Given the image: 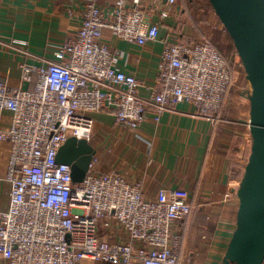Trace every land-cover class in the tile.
I'll return each mask as SVG.
<instances>
[{
    "label": "built area",
    "instance_id": "built-area-1",
    "mask_svg": "<svg viewBox=\"0 0 264 264\" xmlns=\"http://www.w3.org/2000/svg\"><path fill=\"white\" fill-rule=\"evenodd\" d=\"M178 1L84 0L77 32L50 44L53 58L23 61L17 82L0 78V110L11 114L0 126L2 180L10 185L9 206L0 209L7 264H182V235L173 225L192 213L189 189L161 187L150 197L142 181L101 171L98 152L84 180L74 183L71 165L57 160L71 136L92 143L93 113H111L132 131L149 108L158 121L182 102L219 117L234 85L231 63L207 38L186 41L178 25L176 35L161 36L162 25L178 16ZM106 30L139 47L162 43L149 97L140 90L150 87L121 67L123 51ZM18 44L22 51L25 42Z\"/></svg>",
    "mask_w": 264,
    "mask_h": 264
},
{
    "label": "crops",
    "instance_id": "crops-1",
    "mask_svg": "<svg viewBox=\"0 0 264 264\" xmlns=\"http://www.w3.org/2000/svg\"><path fill=\"white\" fill-rule=\"evenodd\" d=\"M83 1L0 0V78L17 82L23 61L43 62L53 58L54 46L50 44L77 32ZM177 25L175 19L169 18L162 25L161 36L176 35ZM105 35L117 50L123 51L121 67L135 73L150 87L140 90L141 95L149 97L162 43L155 41L139 47L120 41L109 30ZM186 36L184 39L189 41ZM20 41L25 42L22 51ZM232 92L231 88L233 97L219 117L199 113L192 103L182 102L163 113L158 121L153 118V108H149L136 131L120 126L111 113L92 114L91 142L101 158V171L117 169L131 181H142L150 197H155L161 187H183L191 192L192 213L173 225L174 231L182 235V264H220L236 229L238 190L252 136L248 128L250 106H235L241 96ZM10 122V112L0 110V126ZM4 152L0 148V209H7L10 203V185L2 180ZM104 235L115 240L109 234ZM0 264H7L1 256ZM79 264L113 263L85 260Z\"/></svg>",
    "mask_w": 264,
    "mask_h": 264
},
{
    "label": "water",
    "instance_id": "water-1",
    "mask_svg": "<svg viewBox=\"0 0 264 264\" xmlns=\"http://www.w3.org/2000/svg\"><path fill=\"white\" fill-rule=\"evenodd\" d=\"M232 37L252 91L249 130L251 152L238 197L237 225L220 264L264 263V0H210ZM97 148L71 136L57 160L71 165L74 183L82 182Z\"/></svg>",
    "mask_w": 264,
    "mask_h": 264
},
{
    "label": "rangeland",
    "instance_id": "rangeland-1",
    "mask_svg": "<svg viewBox=\"0 0 264 264\" xmlns=\"http://www.w3.org/2000/svg\"><path fill=\"white\" fill-rule=\"evenodd\" d=\"M178 2L176 6L178 13L176 21L178 22V27L186 32H190L189 35L187 34L186 36L190 41L207 38L226 55L231 63L234 75L232 94H234L235 91V96H241V98L235 101V106L240 107L245 104L248 108L250 106V94L252 91L251 84L247 79V73L237 52L234 41L225 25L216 14L210 0H179ZM237 87L241 89L237 90ZM232 97L233 95L229 96V100H231ZM222 112L223 111H221L220 115H222ZM95 130L97 131L96 128ZM96 133L97 132H95V134ZM247 159L245 158L242 164H244Z\"/></svg>",
    "mask_w": 264,
    "mask_h": 264
},
{
    "label": "trees",
    "instance_id": "trees-1",
    "mask_svg": "<svg viewBox=\"0 0 264 264\" xmlns=\"http://www.w3.org/2000/svg\"><path fill=\"white\" fill-rule=\"evenodd\" d=\"M190 41V40H189Z\"/></svg>",
    "mask_w": 264,
    "mask_h": 264
}]
</instances>
